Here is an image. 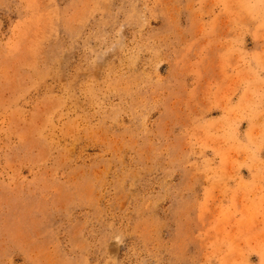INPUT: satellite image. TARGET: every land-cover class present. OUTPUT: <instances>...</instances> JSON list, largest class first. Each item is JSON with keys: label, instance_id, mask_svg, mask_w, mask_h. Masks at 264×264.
<instances>
[{"label": "rangeland", "instance_id": "obj_1", "mask_svg": "<svg viewBox=\"0 0 264 264\" xmlns=\"http://www.w3.org/2000/svg\"><path fill=\"white\" fill-rule=\"evenodd\" d=\"M0 264H264V0H0Z\"/></svg>", "mask_w": 264, "mask_h": 264}]
</instances>
